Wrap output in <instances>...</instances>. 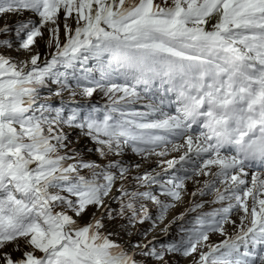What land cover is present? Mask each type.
Listing matches in <instances>:
<instances>
[{
	"label": "snow or ice",
	"instance_id": "snow-or-ice-1",
	"mask_svg": "<svg viewBox=\"0 0 264 264\" xmlns=\"http://www.w3.org/2000/svg\"><path fill=\"white\" fill-rule=\"evenodd\" d=\"M5 16L0 264H264V0H0ZM65 91L108 103H54ZM197 196L212 199L176 217L178 239L108 230Z\"/></svg>",
	"mask_w": 264,
	"mask_h": 264
},
{
	"label": "rangeland",
	"instance_id": "rangeland-1",
	"mask_svg": "<svg viewBox=\"0 0 264 264\" xmlns=\"http://www.w3.org/2000/svg\"><path fill=\"white\" fill-rule=\"evenodd\" d=\"M19 18L15 16H5L3 18H0V24H7L10 27L14 26V24L17 22ZM0 38H12L11 36H4ZM38 51L41 53L42 58H51L52 51L51 49H48L45 47L44 42L41 41L38 47ZM11 55L16 56L17 53L13 51ZM89 66H93V62H90ZM58 70L63 71V68H59ZM95 78H99V73H93ZM58 88L57 85H50V89L52 91H55ZM46 94H48V90H45ZM151 95L144 94V99L141 103H151L152 100L149 99ZM63 100L65 103H73L74 105H83L85 107L89 105H98L103 106L106 103H108L107 99L104 98L101 94L96 93L92 97H84L80 95H76L75 97H72L71 94L67 91H65L62 95V97H53V101L56 104H59ZM139 108L140 105H137ZM143 110V109H141ZM70 135L72 136L73 140L75 141L73 144V147H75L78 152L83 155L87 159H98L96 154L92 151H89V149L93 148L94 145L90 142V140L86 137L80 136L78 132H71ZM172 155H178L176 153H173ZM171 158V157H167ZM126 162L129 163H135L139 158L135 157L131 152L127 153L124 157ZM156 159V158H153ZM151 167L155 168L156 165L152 164ZM157 171H160L161 169L157 168ZM135 171V170H134ZM189 189L194 191L195 188L189 183ZM212 197H199L196 198L192 197H186L183 202L177 203L175 208H172L169 210L165 223L159 224L157 227L152 228L151 222H145L142 225H137L136 228L132 229V235H127L126 233L122 232V225L120 222L116 223H109L108 230L118 233V236L114 237V239H120L122 236L123 239L120 240L121 243H128L139 241L141 243H147L148 240L155 239L157 241H163V240H172V239H178V231L179 226L182 223V221L176 219L181 213L185 212L190 206L192 202H201L202 200H211ZM212 207H216V205H210L206 204L205 209L203 210H211ZM151 211L153 214H155L156 209L151 208ZM191 215H195L194 213ZM91 216V212L88 214V216L85 217V222L87 221L88 217ZM187 218V217H186ZM233 218H236L235 216ZM175 220V223H172V221ZM170 224L171 226L168 228L167 233L161 231L165 225ZM228 232L234 231L230 226L227 227ZM147 233V236H144L143 233ZM159 235V236H158ZM156 237V238H155ZM224 237H221L219 234L212 233L210 234V243L212 244H218L220 243ZM204 251H207V248L203 249ZM169 260L172 261V264H193L192 258H183L180 256L175 257H168ZM154 264V262H153Z\"/></svg>",
	"mask_w": 264,
	"mask_h": 264
},
{
	"label": "bare ground",
	"instance_id": "bare-ground-1",
	"mask_svg": "<svg viewBox=\"0 0 264 264\" xmlns=\"http://www.w3.org/2000/svg\"><path fill=\"white\" fill-rule=\"evenodd\" d=\"M159 236V235H158ZM156 238V237H155Z\"/></svg>",
	"mask_w": 264,
	"mask_h": 264
}]
</instances>
